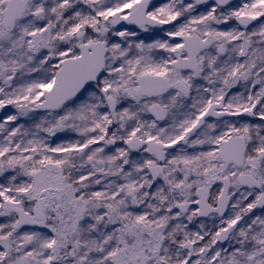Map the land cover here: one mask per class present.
Returning <instances> with one entry per match:
<instances>
[{
    "label": "snow or ice",
    "instance_id": "6c2138e0",
    "mask_svg": "<svg viewBox=\"0 0 264 264\" xmlns=\"http://www.w3.org/2000/svg\"><path fill=\"white\" fill-rule=\"evenodd\" d=\"M0 264H264V0H0Z\"/></svg>",
    "mask_w": 264,
    "mask_h": 264
},
{
    "label": "rangeland",
    "instance_id": "374dc122",
    "mask_svg": "<svg viewBox=\"0 0 264 264\" xmlns=\"http://www.w3.org/2000/svg\"><path fill=\"white\" fill-rule=\"evenodd\" d=\"M6 111L11 112L12 110H11V109H8V110H6ZM21 122H23V121H21Z\"/></svg>",
    "mask_w": 264,
    "mask_h": 264
}]
</instances>
